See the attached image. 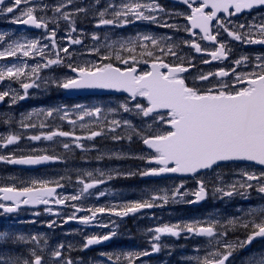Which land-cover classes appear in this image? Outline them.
I'll list each match as a JSON object with an SVG mask.
<instances>
[{"label":"rangeland","instance_id":"374dc122","mask_svg":"<svg viewBox=\"0 0 264 264\" xmlns=\"http://www.w3.org/2000/svg\"><path fill=\"white\" fill-rule=\"evenodd\" d=\"M144 3L150 4L156 7L155 3L150 1H140V0H29V3H22L19 8L16 9V16L21 15L23 10L28 7L34 8V15L38 18H43L44 22L47 24V29L42 28V31L37 34H26L19 32L16 28H9L8 24L12 23L14 19L13 13L0 14V35L4 36V41L0 42V51H3L9 44L15 43H27L29 41H39L37 48L38 52H33L29 57H24L21 53H17L14 57H7L0 61L1 67H24V70L29 69L28 74H32L30 79L31 83L34 82L32 94L30 96L31 109L24 111L25 117L23 121L29 120L32 123L31 127L35 125L36 117L38 119L37 129L32 128L33 133L43 136L52 131H65L70 132L73 136L87 137V135H79L78 132L82 130L84 126L87 128H96V131L103 130V134L94 139H82L81 141H76L73 136L69 137H54V142H60L61 147L65 143L69 144V148L64 150L62 153L67 156L77 155L78 161L76 163L70 164L68 166H63L64 176L58 177H46L43 174L37 173L32 175L29 179V183L26 186L39 185V182L48 184L53 180L61 181L64 179L69 182L68 176L65 174L71 173L73 180L76 179V174L84 176L85 179L97 180L101 179L105 185H112L113 181L118 177L125 180H129L131 176H134L137 180L139 186L144 189L142 182L146 183L148 188L146 195L150 198L153 193H163L174 191V189L179 188L181 193L187 192L189 195L184 196L183 200L177 197V202L169 201V205L177 204V210L171 212L167 215L162 214L168 204L163 207H154L155 210L152 213L141 215L134 222L133 228L136 230L138 235L137 241H132L131 235L120 236V241H126L129 245L127 258L124 260L118 259L120 264H200V262L207 256L210 252L219 249L223 251V248L216 243V239L213 238L209 241L207 237L195 236L186 232H181L179 237H171L166 235L165 239L163 235L159 241H154L152 237L156 234L154 229L157 227H163L165 225H181L188 223L199 222L201 224H207L212 222H218L216 224V231L227 232L224 237H219L221 244L223 242H229L237 247L233 251L232 259L229 264H264V238H255L250 244H246L240 247V242L245 241L247 235L250 234L253 229L251 226L249 228L241 227L244 222L256 220L257 222L262 218L261 212L264 211V195L255 190V185L258 181H247L244 176L245 172L259 174L262 170L261 168L255 167L253 165L242 164V163H227L215 166L214 170H208L195 176L189 178L177 180V179H162V178H149V176H142L140 173L147 168L156 167V165H149L145 159H140L139 157H147L153 155L151 150H147L143 147L142 136H152L160 131L167 128V125H163L158 122H153L152 117H143L139 114L138 110L135 109L133 101H126L121 99H111V98H101L93 101L89 104L92 105L91 108H86V111H81L77 118L68 117L65 118L63 112H61L66 101H61L58 103L53 101L50 103L51 111L57 112L48 116V112H41L37 109L36 104L42 101H46V93L36 95V91H42L44 89L45 83L48 84L47 91L49 95L55 96L56 100L60 98V83L73 78L71 73L72 67H84L90 66L92 63H109L112 62L114 66H119L122 69L126 68L127 65L119 63L116 61L115 56L117 52L122 57H128L130 55L127 51H120V45L125 44L129 41H136L137 37H143L149 35L157 40L159 47L165 49L169 46L173 47V50L177 53L176 56L165 55L161 53L159 48L152 47L150 41L140 40L137 42L136 48V58L137 59H149V57H140L139 53L144 49L139 47L140 43H145L149 45V50L153 51L154 55L162 56L166 62L179 64L182 63L184 67L189 70L184 75L186 78V83L189 86H195L201 91L207 90L208 88L218 89L221 83L232 84L235 82V74H247L250 72H259L260 68H257V64H264V48H259L258 50L254 47H250L249 44H241L238 41L232 40L231 37L227 36V33L223 31L222 42L225 43L226 49L232 51L233 58L230 62L224 66L222 64H208L204 65V61L208 58H201L194 56L192 50L189 48L190 44H186V41H194L199 43L202 52L208 49L205 44L201 41L198 35H194V38L189 36L185 22V16L189 15L186 10L182 9H172L171 6L158 7L163 9L162 11L156 10L152 12L145 11L146 15L155 16L157 19L153 21L136 20L132 16H128L127 19L133 21L127 24H121V26L116 25H101L97 27L99 20L101 19L99 13L105 12V19H115L114 13L117 11H122L124 5L130 3ZM57 7L61 8V12H56ZM84 9V11H78ZM63 13L70 14V21H66L62 18ZM121 21L125 17L119 18ZM256 22L255 25L264 23V13H259L253 16L251 19H245L238 22L226 24L227 27L232 31L238 32H248L251 30V35L253 37H259V30L256 27H250L247 25L249 23ZM245 25V28H239V25ZM166 25H175V27H168ZM254 25V24H252ZM254 25V26H255ZM72 27H75L76 31H72ZM55 31V47H53V39H50L52 32ZM96 35L98 39L93 40L92 36ZM80 39L81 44H71L69 40ZM63 48H68V52L62 51ZM98 49V51H96ZM248 50V51H246ZM252 51V52H249ZM43 52V53H42ZM65 54V57H70L69 61H62L59 65H50L48 67H43L47 64L49 59H54L55 57H60V55ZM111 55L113 58L111 61H101L100 57L102 55ZM247 57L246 60L237 66L234 61L242 60V58ZM259 57V59H257ZM25 58L26 61H19L14 59ZM69 59V58H68ZM210 61V58H209ZM66 62V63H65ZM131 63V59H130ZM39 67L38 73H32L31 69L33 67ZM146 65L140 63L137 65L139 70H146ZM235 68V73H232V69ZM221 69L230 72V75L226 79L218 80L215 75H210L209 79L206 81H201L198 79L200 75H206L209 73H215ZM47 70V71H46ZM51 71V72H50ZM44 74L45 77L40 75ZM237 87H243V85H237ZM228 90V89H225ZM40 98V99H38ZM120 100V101H119ZM127 104L131 109L129 112L123 110L122 105ZM9 105V104H7ZM74 105H76L74 103ZM83 106V105H81ZM18 107V105H17ZM12 106L8 108L11 110ZM96 109H100L98 115H85L86 112L95 113ZM21 112L22 109L18 107ZM83 116V119L80 117ZM79 121V123L77 122ZM117 120L120 122L119 126L113 125L111 121ZM69 121H74L70 123ZM49 122H54L49 124ZM5 127L15 126L18 129L23 123L18 121H2ZM77 124V125H76ZM115 127L116 131L112 132L109 129ZM139 133V135H137ZM114 136L123 137L122 139H113ZM131 136V140L128 137ZM44 140V139H43ZM76 143L83 145L82 148H77ZM51 143H39L38 149L44 150L50 148ZM2 149H0V156H2ZM129 159L132 160V165H124L120 163L121 161ZM115 160V161H113ZM118 161L117 164H112ZM111 162V163H109ZM80 166L78 167L77 165ZM1 165V163H0ZM74 165V166H72ZM125 166L126 168H124ZM123 167V168H122ZM128 168V169H127ZM123 170L128 172L124 173ZM133 170V172L131 171ZM90 174V175H89ZM14 182V178L12 179ZM198 180H202L205 184L207 190V202L199 207L192 208L189 206L190 203L184 201H191L194 195L191 193L195 192L198 185ZM21 184V180H18ZM185 182H188L187 184ZM240 183H251L254 185L250 189H240ZM16 185V183H14ZM171 185V187H169ZM173 185V186H172ZM183 185V187H181ZM236 185V194L232 197H223L222 193L215 192V188L220 187L224 190H232L231 186ZM66 194L65 197H71L73 194L72 187L66 184ZM169 187V188H168ZM25 188V186L23 187ZM101 190H104L102 187ZM133 186H129V192H132ZM246 195H240V193L245 192ZM94 192H88L87 197L89 199L94 198ZM62 198V197H61ZM179 206V208H178ZM55 212L56 216L60 218L71 216L69 213H64L62 211L49 210V211H39L32 214V220L26 228L25 226H19V229L10 233H1L0 236L3 237L1 240H8L10 238H15L22 242L23 248L27 256H32V251L37 254L46 253L50 262H54L52 253L60 249V245L63 244L61 241V236L55 235V242L51 243L53 236L50 234L41 233L39 238L34 232H37L40 227L46 229L49 223L55 222L56 218L51 217V213ZM251 213V215H249ZM73 216V215H72ZM176 217V218H174ZM176 219V222L173 221ZM161 220L162 222H159ZM163 221L167 222L164 223ZM233 221L234 223H229ZM118 224V223H117ZM118 226V225H116ZM142 226L143 229H139ZM53 229V226L50 228ZM76 230V229H75ZM112 230V229H110ZM67 231V230H66ZM87 233L84 231H72L63 234L69 237H77L81 242ZM36 236L39 238V244L33 241L31 238ZM24 239L21 240L20 238ZM139 241L144 242L145 246L142 247ZM133 243L136 247L132 249ZM152 243L160 244V251L155 252L156 255L154 259H151L144 255H139L142 252H152ZM68 244V241L66 242ZM63 252V250H61ZM106 254V253H105ZM131 254V260L129 262V255ZM46 262V261H44ZM78 264H107L102 263L98 258H85L81 257V261Z\"/></svg>","mask_w":264,"mask_h":264},{"label":"snow or ice","instance_id":"6c2138e0","mask_svg":"<svg viewBox=\"0 0 264 264\" xmlns=\"http://www.w3.org/2000/svg\"><path fill=\"white\" fill-rule=\"evenodd\" d=\"M182 2L187 4L191 9V14L185 16V19L188 20L191 27L185 28V31L193 35L192 30L198 29L202 34L200 39L218 44L215 50L208 53L212 57V60H226L228 59V51H230V49L226 50L225 43L218 41L217 37L220 35V32L213 33V21H216V26L223 29L232 40L264 45V23L254 26L259 30V38H251V30L243 33L232 31L225 23L221 22V17L218 15L219 13H223L226 16H233L244 10L264 7V0H201L196 6H194L196 0H182ZM22 3L27 4L29 0H11L10 4H6L5 0H0V14L14 13ZM141 9L148 12L163 10L159 9L158 6L153 7L150 4L139 2L130 3L124 5L122 11L114 13L115 19H105V12H100L101 19L96 26H121V24L133 22L127 19L128 16H132L136 20L156 21L157 18L155 16L146 15L145 11ZM206 9H210V11H206ZM55 11L61 12V8L57 7ZM79 11H84V9H80ZM122 16L125 17L123 21L119 19ZM62 18L70 21V14L63 13ZM12 23H21L34 26L35 28L47 29V24L43 18H38L34 15V8L32 7L23 10L21 15L16 16L12 20ZM166 26L175 27V25ZM239 28L243 29L245 25L240 24ZM72 31H76L75 27H72ZM54 37L55 31L49 37L53 39V47H55ZM92 39L96 40L98 37L93 35ZM140 40L150 41L152 47L159 48L160 52L165 55H177L172 46H169L167 52H165L164 48L159 47L156 39L145 35L143 37H137L136 41H129L120 45V51H127L131 54V63L128 57H122L119 52L115 56L116 61L127 65L126 68L122 69L119 66H114L112 62L92 63L90 66L84 67H72L69 65L71 71L77 74L76 78L68 79L59 84L60 87L65 89H111L117 92H125L131 101L135 102L134 107L140 115L143 117L151 116L153 122L167 125L165 130L157 134L141 137L143 144L152 151L153 155L147 157L141 156L139 158L145 159L149 165L154 164L156 167L147 168L140 174L142 176H159L164 173H179L195 176L201 170H214V167L219 166L222 162L236 161L253 162L254 164L264 166V64L256 65L257 68L261 69L259 72L253 71L243 75L235 74V82L232 84L221 83L218 89L208 88L207 90L201 91L199 88L189 86L186 83V78L182 74L188 71L187 67H184L182 63L175 64L166 62L162 56L154 55L153 51L149 50L148 44H139V47L144 49L139 55L140 57H149L150 60L137 59L135 53L137 42ZM2 41H4V36L0 35V42ZM38 43L39 41L34 40L27 43L9 44L3 51H0V59L14 57L18 52L24 57H29L33 52L42 51L38 50ZM69 43L79 45L82 41L80 39L70 38ZM185 43L190 44L191 48L197 53L203 51L199 43L194 41H186ZM62 51L67 53L68 48H63ZM112 58L110 54L100 57L101 61H111ZM246 59L247 57H244L242 60L234 61V63L239 66ZM209 62L208 60L204 61V63ZM61 63L62 60L59 58L49 59L43 67L59 65ZM140 63L147 64L149 66L148 70L138 71L137 65ZM24 67L26 66L0 68V82L5 79L12 80L13 78L19 80L20 77L25 75ZM39 67V65L33 67L31 69L32 73H38ZM232 73H235V68L232 69ZM210 75L228 77L230 72L221 69L215 73L200 75L198 79L206 81ZM237 85H243V87H237ZM20 86L24 89V94L13 95L11 97L12 103H15L18 99H25L28 89L34 86L38 87L34 82H21ZM8 96V91L0 92V101H4L5 97ZM142 101H146L147 103L145 104ZM122 107L125 112L131 111L127 104L122 105ZM99 111L100 109H96L95 113L86 112L85 115H98ZM47 115L51 116L52 112L49 111ZM80 119H83V116ZM69 122L74 123V121ZM111 123L116 126L120 124L117 120H113ZM24 127H27V125H24ZM109 130L115 132L116 128L113 127ZM102 134L103 130H98L92 131L87 137H80L73 136L70 132L57 130L44 135L43 139L51 141L57 136H73L74 140L80 141L81 139L91 140ZM122 138L120 136L113 137L116 140ZM28 139L39 141L41 140V136L33 135L29 136ZM128 139L131 140V136ZM19 140V136L9 135L5 138L3 147L17 144ZM75 146L77 148L83 147L80 143H76ZM64 148L68 149L69 144L65 143ZM56 159L58 158L49 155L20 158L0 156V161L4 163L20 165H38ZM244 176L247 181H258L259 183L255 185V190L264 194V168H262L258 175L245 172ZM78 183L83 185L80 194L64 197L63 199H56L55 203L64 204L68 199L79 200L89 189L94 188L98 183H103V181L85 182L84 180H79ZM198 184V190L191 193L195 196V200L184 202L197 203L206 199L208 193L205 184L202 180H198ZM253 187L254 185L251 183L239 184L240 189L247 190ZM231 189L224 190L223 188L217 187L215 188V192L222 193L223 197H232L236 194V185H232ZM55 191V188L48 187L43 182H39L38 188L25 187L19 191L10 187L0 188V192L6 194L0 197V199L12 200L16 205L15 207H5L0 204V208H3L5 212L9 213L17 211L20 197H24V204H47L49 201L46 197H52ZM187 195L189 193H181L180 189L177 188L171 194L168 192L153 193L150 199L124 204L120 206L119 210L115 208L105 209L103 207L88 209L92 213V216L81 218L80 222L88 224L96 213H103L105 211H109L119 217H125L146 208L163 207L170 200L177 202V197L183 200V197ZM240 195H246V191L240 193ZM76 211H80V209L77 208ZM261 216L262 218L258 222L252 220L241 224V227L246 229L251 226L253 231L247 235L245 241L240 242V247L250 244L256 237H264V211L261 212ZM75 218V216L69 217V219ZM54 223H49L48 227L51 228ZM217 223L212 222L205 225L195 222L184 224L183 226L179 224L171 226L165 225L154 229L156 234L152 239L159 241L161 235L179 237L181 232L207 237L210 242L215 238L216 243L223 248V251L217 249L216 251L210 252L209 256L212 259L206 256L200 264H226L237 246L226 241L221 244L219 237L226 236L227 232L218 233L216 231ZM229 223L234 222L229 221ZM113 235H115V232H112L110 235L89 237L84 247L87 248L100 244L103 241L111 239ZM0 239H3V237L0 236ZM20 239L23 240L24 238L21 237ZM31 239L39 244L38 237L33 236ZM160 247L159 243H152L153 252H159ZM60 248L62 249L63 245H60ZM61 255L60 250L52 253L53 258L57 261L60 260ZM139 255L147 256L150 253L145 251ZM32 257L33 259L31 261L24 260L23 264H42L43 257L41 255L32 251ZM128 259L131 260V254ZM0 264H5V262L0 261ZM7 264H19V261H9ZM64 264H73V262L71 259H68L64 261Z\"/></svg>","mask_w":264,"mask_h":264},{"label":"flooded vegetation","instance_id":"af4514ba","mask_svg":"<svg viewBox=\"0 0 264 264\" xmlns=\"http://www.w3.org/2000/svg\"><path fill=\"white\" fill-rule=\"evenodd\" d=\"M2 82H0V85ZM0 92H4L3 87L0 88ZM7 100H8V97H5L4 101H1V105H0V147H2V150H1L3 152L2 156H12L14 158L37 156L38 155L37 141L28 139L29 136L37 135V133L32 132V128L34 130L37 129V122L35 121V125L31 127L32 123H30L29 120L23 121V119L26 118L24 111H27L26 109L27 106L25 105L22 106L18 101H16L15 103H9V105H7L8 104ZM21 102H24V100H21ZM10 105L12 106V108L11 110H8ZM17 105L19 108L22 109L21 112L18 110ZM4 120L18 121V122H22L23 124L18 129H16L15 126L5 127L4 124L2 123V121ZM24 125H27V127H24ZM9 135H17L20 137V140L17 144L8 145L7 147H3L5 138ZM51 148L52 146L50 148L45 149V152L49 153ZM54 156L59 157V155H54ZM71 160H73L74 162H77L78 156L74 155L71 158ZM0 163H1L0 165V188L10 187L16 190H21L23 189L24 186L27 187L26 184L29 183V179L31 178V176L37 174V173L32 174L37 171L35 169L34 170L19 169V168H14L12 164H9V163H4L2 161H0ZM59 164L49 166V167L58 166ZM122 164L127 165L128 161L125 160L122 162ZM77 166L79 167L80 165L77 164ZM123 167L126 168L125 166ZM18 172L23 177V179L21 180V184L16 183L15 185L14 184L15 178L13 177V175ZM122 172L126 173L128 171L123 170ZM79 176L81 178H79L78 181L79 180H84L85 182L102 181L101 179L90 180L88 178L85 179L84 176H81V175ZM13 178H14V182L12 180ZM114 181H116L117 183H122L123 179L117 177ZM142 183L144 185L143 187L144 191H139V193L142 192L144 194H141V195H137V193L129 194L130 192L128 191L127 185L125 183L118 185L116 189L112 185H105L104 183H98L94 187L95 190L102 186L104 190L96 192L94 194L93 200L89 198H81L78 200V202L81 205L77 206L76 208L67 207V206L65 207L59 206L60 208H55V209H59L60 211H66L71 216L73 215L76 217L75 219H69V217L71 216L64 217V218L56 217V221L53 224V225L62 226L61 228H58L57 231L59 232V234H61V238H62L61 241L63 242L62 244L63 248L61 250H63L62 258H65L64 261L70 259L71 257L86 256L88 258H92V257L98 258L102 263L105 262L107 264H120L118 263V259L120 260L126 259L127 258L126 254L128 253L129 245H128V242L126 241L119 242L120 236L122 235L125 237V235L130 234L132 241H137L138 235H137L136 230L133 228L134 222L139 218V216L141 215L144 216L146 214H149L148 212H143L133 217H130V216L119 217V216L113 215L109 211H105L103 213H96V215L93 217V219L88 224H84L80 221H81V218L92 216V213L89 212L88 209H96V208L103 207L105 209L115 208L116 210H119L120 206L124 204H128L131 202H138V201H142L145 199H150L146 195V193H147V190L149 191L148 188H151V185L147 187V190H146V183L145 182H142ZM46 185L54 186L55 184L50 183ZM37 186L38 184H36L34 188H36ZM82 188H83V185H82ZM92 189H89V190H92ZM101 193H103V195H101ZM5 205L6 204H4V206ZM48 208H53V207H48ZM77 208H79L80 211H76ZM151 209H152L151 212H154L155 208H151ZM0 215L2 216L4 215L1 210H0ZM54 215L55 213L52 212L51 217L55 218ZM139 229H143V227L139 226ZM66 230L71 233L72 231H84L87 234L83 238V241H81L82 242L81 244V242L78 240L77 237L72 236L69 239L68 236L63 235L67 233ZM112 232H115V235H113L111 239L107 241H103L105 243L104 246H100V244H96L97 247L93 250L87 251L84 249V244L87 238L92 237V236L99 237L103 235H110ZM52 233H53V230H52ZM67 241H68V244H66ZM129 244H131V242H129ZM139 244H141L142 247L145 246L144 242L139 241ZM131 245H132V249L136 248L133 243ZM40 255L43 257L42 264H59V263L50 262L46 254H40ZM74 261L77 262L76 258H74Z\"/></svg>","mask_w":264,"mask_h":264},{"label":"water","instance_id":"95a60500","mask_svg":"<svg viewBox=\"0 0 264 264\" xmlns=\"http://www.w3.org/2000/svg\"><path fill=\"white\" fill-rule=\"evenodd\" d=\"M196 1H199V0H196ZM181 3H183V2H181ZM185 4V3H184ZM195 30H198V29H195ZM80 92L81 93H83V94H88V93H92V94H110V93H112V94H125V95H128L127 93H125V92H117V91H115V90H111V89H80ZM244 162H246V161H244ZM249 163H253V162H249ZM257 165V164H256ZM260 166V165H259ZM262 167H264V166H262ZM171 174H178V175H181V176H186L185 174H179V173H171ZM187 175H190V174H187ZM6 194L4 193V196H5ZM7 195H9V194H7ZM21 198V197H20ZM19 198V199H20ZM8 201H10V202H13L12 200H8ZM203 201V200H202ZM202 201H199V202H197V203H195V205L196 204H199L200 202H202ZM259 238H262V237H259ZM229 259H230V257H229ZM227 263V262H226Z\"/></svg>","mask_w":264,"mask_h":264},{"label":"trees","instance_id":"16d2710c","mask_svg":"<svg viewBox=\"0 0 264 264\" xmlns=\"http://www.w3.org/2000/svg\"><path fill=\"white\" fill-rule=\"evenodd\" d=\"M6 251H9L6 249L5 242H0V259L1 260H8L12 259V254H7ZM14 259V258H13Z\"/></svg>","mask_w":264,"mask_h":264},{"label":"bare ground","instance_id":"6f19581e","mask_svg":"<svg viewBox=\"0 0 264 264\" xmlns=\"http://www.w3.org/2000/svg\"><path fill=\"white\" fill-rule=\"evenodd\" d=\"M177 210V204H172V205H167L166 208H165V211L162 213V214H169L171 212H175ZM176 218V217H174Z\"/></svg>","mask_w":264,"mask_h":264}]
</instances>
